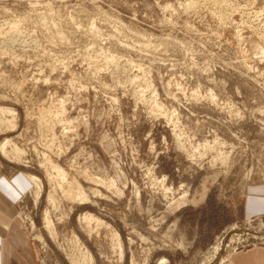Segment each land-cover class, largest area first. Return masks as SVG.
Listing matches in <instances>:
<instances>
[{"label":"rangeland","instance_id":"obj_1","mask_svg":"<svg viewBox=\"0 0 264 264\" xmlns=\"http://www.w3.org/2000/svg\"><path fill=\"white\" fill-rule=\"evenodd\" d=\"M0 152V178H20L1 189L27 190L0 206L35 264H229L264 247L247 209L264 197V0H0Z\"/></svg>","mask_w":264,"mask_h":264},{"label":"crops","instance_id":"obj_2","mask_svg":"<svg viewBox=\"0 0 264 264\" xmlns=\"http://www.w3.org/2000/svg\"><path fill=\"white\" fill-rule=\"evenodd\" d=\"M4 179L6 178H0V183H3ZM17 179L20 178L15 177L12 180H6L9 185L15 188ZM26 192L27 190L23 193L22 190L18 189V195H12L0 187V203L5 204L4 199L11 203H17ZM262 192L264 193V191ZM247 209L251 216H254L256 212L264 214V197L250 196L247 201ZM17 219L16 214L7 212L5 208L0 206V264H14L15 262L18 264H35L31 241ZM25 238L28 239V242ZM229 264H264V247L236 252L232 255Z\"/></svg>","mask_w":264,"mask_h":264},{"label":"bare ground","instance_id":"obj_3","mask_svg":"<svg viewBox=\"0 0 264 264\" xmlns=\"http://www.w3.org/2000/svg\"><path fill=\"white\" fill-rule=\"evenodd\" d=\"M3 113H10L12 111H9V110H4L2 109ZM15 127V126H14ZM9 142H7L6 144H2L3 146L1 147V152H2V155L5 156V157H8L9 154H11V152L8 154L7 152V144ZM14 147V146H13ZM17 149V148H15ZM19 151V150H18ZM17 151V153H18ZM0 152V153H1ZM22 152V151H20ZM14 153V152H12ZM16 153V152H15ZM16 153V154H17ZM23 153V152H22ZM15 154V155H16ZM20 155V154H19ZM13 155H11L12 157ZM18 156V154H17ZM9 159V158H8ZM48 163V167L47 168V175L49 176L50 180L53 181L55 180L58 181V186L59 188L63 191V193L65 194L66 198H68L69 200H72L73 202H76V203H87L88 200H89V196L87 195V193L84 191L83 187L76 181H71L69 179V174L64 170L62 169L59 165L51 162L50 160L47 162ZM31 179L33 181H31L32 183L34 182V184L37 186V189H38V192H37V196L38 198L40 197L41 195V192H42V184L40 182L39 179L37 178H34V177H31ZM94 182H97L99 184H103L104 186L108 187L109 189L111 187H115V183L113 181H102V180H94ZM54 183V182H53ZM57 186V187H58ZM59 189V190H60ZM56 191V190H55ZM64 196V197H65ZM51 201L53 202V204L56 205V202H55V199L54 198H51ZM47 219V218H46ZM87 219V218H86ZM85 219V220H86ZM48 221V220H47ZM52 223V222H51ZM50 222H48V224L46 223V227L47 229L49 230V232L51 233L52 236H55V229H54V226L51 224ZM49 233V234H50ZM117 237V236H116ZM119 247H120V244H119ZM118 247V248H119ZM82 254V253H81ZM83 255V254H82ZM87 255V254H86ZM91 257V256H90ZM72 259V258H70ZM83 259V258H82ZM72 261V260H71ZM90 261H93L92 258H90ZM77 262V259L76 261ZM89 262V261H88ZM87 262V263H88ZM72 263V262H71ZM75 264V263H74ZM77 264V263H76ZM80 264V263H79ZM90 264V263H89Z\"/></svg>","mask_w":264,"mask_h":264}]
</instances>
